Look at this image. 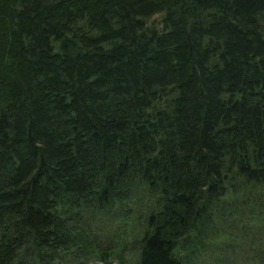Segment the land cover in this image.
I'll list each match as a JSON object with an SVG mask.
<instances>
[{
    "label": "trees",
    "instance_id": "1",
    "mask_svg": "<svg viewBox=\"0 0 264 264\" xmlns=\"http://www.w3.org/2000/svg\"><path fill=\"white\" fill-rule=\"evenodd\" d=\"M238 208L264 228V0H0V264H205Z\"/></svg>",
    "mask_w": 264,
    "mask_h": 264
},
{
    "label": "rangeland",
    "instance_id": "2",
    "mask_svg": "<svg viewBox=\"0 0 264 264\" xmlns=\"http://www.w3.org/2000/svg\"><path fill=\"white\" fill-rule=\"evenodd\" d=\"M161 15H155L150 19V22L156 24L159 22ZM256 209L259 207L255 204ZM230 221L227 226L219 224V231H216L215 236H211V231H207V237L203 240L207 242V249L199 251L200 258H203L205 264H257L264 260V228L258 220H251L252 213H248L247 209L238 208V211L229 209ZM233 217V218H231ZM121 221L123 218L121 217ZM106 225V224H105ZM99 234L111 236L119 234L117 243H124L125 235L121 234L123 230L120 227L119 220L113 225L104 226L100 221L96 222L95 226ZM224 228H226L224 230ZM120 232V233H119ZM127 245L130 246V237L127 235ZM129 241V242H128ZM216 246V247H215ZM126 253H129L128 247L123 248ZM129 253L128 256H130ZM97 264H102L98 262ZM112 264H117L116 261Z\"/></svg>",
    "mask_w": 264,
    "mask_h": 264
}]
</instances>
